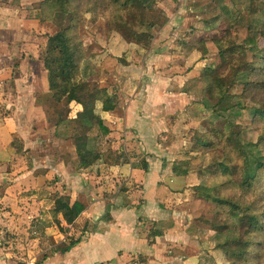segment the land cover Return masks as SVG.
<instances>
[{"label": "rangeland", "instance_id": "rangeland-1", "mask_svg": "<svg viewBox=\"0 0 264 264\" xmlns=\"http://www.w3.org/2000/svg\"><path fill=\"white\" fill-rule=\"evenodd\" d=\"M29 1V8L23 15L21 44L11 45V48L21 49V53L9 62L13 73L5 79V97L8 95L14 102L21 100L27 105L36 93L41 110L38 114H28L26 122L33 119L34 123L28 122L27 126L21 127L25 129V133H21L27 141V151L20 158L22 162L12 157L9 160L18 171L31 174L26 180L31 181L34 166L41 168V173L36 176L41 177L42 205L38 217L28 206L0 203V264L6 258L11 264H45L60 253L57 249L61 245H68L71 240L93 242L95 240L91 238L96 234L103 237L95 249H86L83 264H118L115 262L117 255L118 258L126 255L124 262L127 264H147L150 260L137 249L114 255L113 251L120 245L123 249L133 248L136 243L130 244L119 238L118 231L115 232L110 224L113 220L110 212L99 216L100 213L94 215L92 210L87 214L88 210H85L72 225H68L61 214H53L55 202L62 195L87 203L80 189L84 181L90 189L95 184L105 186L106 190L110 188L103 195L105 199L118 195L129 197L124 188L134 192L140 190L137 184H129V189L125 180L117 182V178H111L112 173L102 172V161L92 166L91 172L83 170L85 175L76 181L78 183L69 182L66 174H49L50 167L60 168L70 175L81 173L77 169L78 155L73 136L83 132L74 121L82 108L76 103L71 104L70 121L58 123L60 118L67 119L68 106L56 103L47 93L48 75L44 67L49 38L70 26L74 27L72 33L78 45L82 80L93 87L106 89L118 106L132 100L143 102L149 86L158 85V90L163 88L166 101L173 104L171 111L165 114L168 109L158 112L154 109L151 115L157 118V113H162L165 117H159L165 122L161 132L152 138L145 135V140L141 139L144 137L133 139L135 134H132L130 142H126L128 129L115 121L116 124L111 125L106 122L110 130L113 128L107 137H97L92 142L100 153L112 147L124 149L123 159L133 158L135 164L143 163L146 152L155 156L152 161H157L158 165L159 162L164 166L190 162L192 169L187 174L188 183L173 185L171 190L187 193L191 198L188 201L180 196L161 199L165 215L171 212L169 219L163 225L150 218L140 219V222L137 219L131 230L133 238L139 242L145 240L144 244L149 247L164 242L159 258L167 264H264V231H250L244 226L246 215L260 217L264 226V119L256 118L250 126L237 130L241 131L244 144L251 143L256 147L255 153L261 163L255 180L248 185L244 179V158L226 142V136L217 135V130L222 132L224 125H233L235 118L230 116L231 111L215 115L212 106L217 100L209 94L210 76L204 74L210 67L219 75L232 79L236 65L225 64L239 54L233 26L236 23L257 26L261 32V50L248 53L247 65L251 66L241 68V72H245L237 78L231 89V104L225 108H238L240 104L264 110V59H261L264 57V0H149L153 13L148 20L154 27L148 33L144 30L140 41L127 40L115 29L117 7L111 0H71L73 13L62 19L51 17L41 0ZM7 3L8 0H4L3 4ZM23 43L26 44L24 47ZM25 57L27 62L20 72L18 69ZM205 101L210 103V108L203 105ZM96 112L102 117L113 113H104L101 103L97 104ZM1 113L9 115L5 108ZM33 139L40 142L35 152ZM11 145L15 150L24 148L20 134L13 137ZM148 189L152 192L151 186ZM28 191L31 193L33 186L28 187ZM149 196L152 197L151 193ZM215 199L228 201L234 207L220 204ZM134 201L137 205H145L141 197ZM129 202L131 206H137ZM128 204L125 201L122 205ZM24 206L25 210L20 212ZM148 209V212L144 211L145 215L155 213L154 205ZM174 211L178 215L177 222L172 216ZM165 230L168 239L166 235L158 241L152 239L153 233ZM100 243L103 245L99 247Z\"/></svg>", "mask_w": 264, "mask_h": 264}, {"label": "crops", "instance_id": "crops-1", "mask_svg": "<svg viewBox=\"0 0 264 264\" xmlns=\"http://www.w3.org/2000/svg\"><path fill=\"white\" fill-rule=\"evenodd\" d=\"M3 2L4 0H0V113L5 108L9 115H3L2 113L0 114V203H14L17 206H19L20 204L25 205L26 207L28 206L32 209V212L37 213V216L39 217L41 211L40 208L42 205V188L40 181L41 177L36 175L41 173V168L34 166L32 172L33 177L31 181L26 180V177L31 176V174L29 173L28 175H26L25 172H23L24 170L18 171L16 169V166H11L12 164H10L9 159L12 157L18 162H22L20 158L24 157V153L27 151V141L25 140V136L21 133V131L25 133V129H21V127L27 126L28 122L34 123L33 119L26 122L25 117L28 116V114L34 115L35 113L39 112L41 108L37 105L36 93L33 94V99H30L31 101L29 103L25 101L27 105L24 104V102L21 100L14 102L13 99L11 100L8 95V98L5 97V93L7 91V86H5V79L9 75V73L10 75L11 73H13L10 70L11 67L9 62L18 57V53H21L19 52L21 51V49L19 50V48L17 47L11 48V45L16 44L17 46L18 44H21L20 37L23 36V25L25 23L23 15L26 11L25 9L29 8L28 2L30 1L8 0L7 4H3ZM178 22H180V20ZM25 41L26 40H23V42ZM22 45L24 47L26 44L23 43ZM22 57H24V55H22ZM159 59L160 58H158L157 61ZM153 61H155V58L151 62L153 63ZM25 62H27V57L23 58L21 66L18 69L20 70V72L23 71L24 66L26 65ZM158 86H149V89L146 92V96L142 98L143 102L132 100L131 102L125 103L124 106L120 103L117 109L113 111V113H110L108 114V116L103 117L104 120L109 123V125L116 124L115 121H118L125 129H128V132L126 133V142H130L131 137L129 138V136H131L132 134H135V136H133V139H135V137H144L141 139L145 140L147 139V136L152 138L157 132H161L165 119L160 118L159 115L165 117L164 114L168 111H171L169 109L173 107V104L166 101V96H164L165 93L163 88L158 90ZM156 92L160 96L157 95ZM47 93H50V91L47 90ZM154 109L157 110V112L164 111L165 109L168 110L164 112V114L157 113V118H155L154 115H151L155 111ZM33 126L35 125L33 124ZM35 127H33L34 133L36 132ZM111 130L113 131V128H111ZM17 134H20L21 142L24 143V148L15 150L12 145L10 146V143L13 137ZM28 139L30 138L28 137ZM38 141L39 140L33 139L34 145L32 149L34 152L37 147H40V142ZM142 147L144 151L145 146ZM112 149L119 151L122 157V163L115 167H110L102 164L101 171L103 172L105 170L112 173L113 176L111 178H117V182L125 180L127 182V186L129 184H137L139 185L140 190L134 192L132 190L127 191L126 188H124L123 190L126 191V194L129 195V197H126L125 195H118V197L115 198L110 197L109 199H105L103 195L107 191H109L110 188L109 190H106L107 188L105 186H97V184H95L92 189H90V187L87 186L88 182L84 181L82 183L83 188L80 189L82 190V197L87 200V203L80 199H74L73 201L80 200L85 205H87V214H89V212L92 210L93 212H95L94 215L100 213L99 216H103L107 214V212H110V215L113 218L110 224L113 225L112 229L115 232L118 231L117 235L119 236V238L130 244L136 243L133 245V248L127 246L123 249V247H121L120 245V248H117L115 249V251H113L114 255L117 253H121L122 251L125 252L126 250L131 251L132 249H137L136 251L142 250V252L145 253V258L148 259L149 257L150 260L147 261V264H167L166 262L161 260V258H159V256L161 255V251L163 250L162 244L164 242H162V244L149 247L147 244H144L146 243L145 240H141L139 242V240H137L135 237L133 238V233H131V230L134 229V223L137 219L138 222H140V219L144 220L150 218L151 220L158 222L159 225H163L160 223L168 220L171 212L165 215L166 211L162 206L163 202L161 199H164V197H172L174 199L176 196H180L183 200L185 199L184 201H188L191 197L188 196L187 193H175L173 190H171V187L173 188V185L184 184V182L188 183L187 180L189 179V175L185 177L175 175L172 171L173 163H169L167 166H164L161 162L158 161L160 163V165H158L157 161H152L155 156L151 157V154H148L147 152L145 153V156L143 158V163L135 164L133 158L129 157V159L126 161L123 159L124 157L122 155L124 154V149H118L117 147H112ZM44 171L46 172L47 169ZM48 171L49 174H52L53 172H59L61 175L66 174L69 178V182L72 183L76 182L77 180L80 181V177H83L82 175H85V172L83 170L81 171V173L77 172L74 175H70V173L64 172V170H60V168L59 170H57L56 168L53 169L52 167H50ZM91 171L92 168L88 169V172ZM113 183L114 181L111 184ZM31 186H33V191L30 193L28 191V187ZM149 186L152 187V192L149 191ZM128 188L131 189L130 186H128ZM26 191H28L29 193ZM150 193L152 197L149 196ZM137 197H141V199L143 198L145 205L140 206V204L137 205V202H133V199ZM129 200L133 205L137 206H131ZM125 201H127V204L129 203V207L122 205ZM150 205H154L155 213L151 212L152 214L149 213L145 215L144 211L148 212V208ZM25 206L20 210V212L25 210ZM173 214L174 215L172 216L177 222L178 215L175 211L173 212ZM4 215L7 214L5 213ZM165 235L166 230L163 232L162 236L152 239L158 241L162 238H165ZM102 237V234H96L91 238L95 240L93 242L86 243L85 241H81V243H79L70 252L65 254L61 252L57 253L55 257L51 258L45 264H83L84 252L86 251V249H95L96 244ZM167 239L165 243H167ZM101 245L103 244L100 243L99 247ZM125 256H122L120 258H118V255L115 256V262L118 264H127V262H124ZM6 260L4 259L1 264H11L8 260Z\"/></svg>", "mask_w": 264, "mask_h": 264}, {"label": "trees", "instance_id": "trees-1", "mask_svg": "<svg viewBox=\"0 0 264 264\" xmlns=\"http://www.w3.org/2000/svg\"><path fill=\"white\" fill-rule=\"evenodd\" d=\"M41 1L49 11L51 17H61L62 19L63 17L67 18V16L73 13L70 9L71 0ZM111 3L117 7L116 18L118 19L115 20V29L121 32L127 40L140 41L143 38L140 34L144 30L147 33L152 31L154 24L148 20V17L152 15L153 9L149 0H111ZM233 29L237 35L236 40L239 54L233 56L225 64V66H231L232 63L236 65L233 78L228 79L225 75L221 76L216 70L210 67L205 70L206 72L204 74L205 76L206 74L210 76L208 78L210 80L208 92L217 100L216 105L212 106L215 115H218L222 111H231L230 116L235 118L233 125H224L222 132L217 130V135L222 136V138L226 136V142L233 146L239 152L238 154L244 158V179L245 183L250 185L255 180L257 172L261 168V163L258 155L255 153L256 147L251 143L244 144L242 133L237 130L250 126L256 118L263 120L264 110L246 108L240 104L238 108L236 106L225 108V106L231 104V89L236 84L237 78L241 77L245 72H241V68L251 66L249 64L247 65L248 60L246 59L248 53L261 50L259 41L261 32L257 26L252 24L242 25L236 23ZM73 30V26L62 28L60 32L50 37L44 56V67L47 70L50 95L56 103H64L68 106V110L66 111L68 114L67 119L60 118L58 123L61 124L69 120L71 104L76 103L81 106L82 112L74 120L83 130V132L79 131V133H76L75 137L73 136L78 155L77 169L79 171L88 170L99 161H102L107 166L115 167L122 163V157L119 151L111 149L105 153H100L94 149L92 142L97 137H107L111 133L104 118L96 112L97 104H102V111L104 113H110L117 109L118 102H114L106 89L93 87L90 83L80 78V56L78 45L74 41ZM147 35L150 36V34ZM261 59H264V57ZM203 105L206 108L211 107L207 101ZM204 142L206 143L207 141L204 140ZM257 153H259L258 150ZM191 169L189 161L175 163L172 167L173 173L177 176H186ZM215 201L234 207L228 201L219 199H215ZM85 210L86 205L82 201H73L70 196L62 195L55 202L53 214L55 216L61 214L67 224L72 225ZM245 217L246 221L244 222V226H248L250 231H264L260 217L249 215ZM162 235L163 232H155L152 234L153 238ZM79 243H81V240H71L68 245H61L57 249V252L63 254L68 253Z\"/></svg>", "mask_w": 264, "mask_h": 264}]
</instances>
